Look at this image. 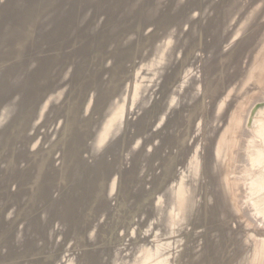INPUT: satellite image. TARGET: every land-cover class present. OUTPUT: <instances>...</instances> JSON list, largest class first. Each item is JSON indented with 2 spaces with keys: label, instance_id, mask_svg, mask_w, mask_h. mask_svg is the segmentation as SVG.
Masks as SVG:
<instances>
[{
  "label": "rangeland",
  "instance_id": "rangeland-1",
  "mask_svg": "<svg viewBox=\"0 0 264 264\" xmlns=\"http://www.w3.org/2000/svg\"><path fill=\"white\" fill-rule=\"evenodd\" d=\"M6 1L1 44L16 21L2 11ZM38 1L47 9L52 0ZM94 1L74 13L52 6L59 18L46 22L21 1L25 46L13 55L0 46V264H264V0H169L159 9L154 0ZM127 38L129 54L119 46ZM112 66L116 95L102 98L110 109L101 119L86 86ZM69 100L77 119L66 115ZM160 105L179 118L167 155L154 150L165 130ZM112 117L116 137L108 139L111 123L100 143L90 141L114 166L108 178L90 170L98 155L88 140L79 147L83 167L66 155V139L83 123ZM61 125L63 142L48 147ZM149 149L148 157L139 153ZM166 166H174L170 176L156 185ZM63 167L78 171L59 177ZM179 202L191 209L182 212Z\"/></svg>",
  "mask_w": 264,
  "mask_h": 264
},
{
  "label": "bare ground",
  "instance_id": "bare-ground-1",
  "mask_svg": "<svg viewBox=\"0 0 264 264\" xmlns=\"http://www.w3.org/2000/svg\"><path fill=\"white\" fill-rule=\"evenodd\" d=\"M21 1H23V2H26L27 3V6L29 5V7H28V9H29V11H36V12H38V13H41L42 14V17H43V21L44 22H46V21H48L49 19H55V18H59V14H58V12H57V9H59V7H52V6H57V5H59V3H61L62 5H64L66 8H67V12L68 13H74L75 12V9L76 8H79V6H80V4H81V2L83 1L84 2V0H52L49 4V7L46 9L45 7H41L40 6V3H39V1L38 0H7L5 3H3L2 5H1V7H2V11H4V13H9V14H13L16 18V21H15V23L13 24V26H12V28H13V32L10 34V35H8V34H6V35H3V34H1L2 35V44L0 45V46H9V47H11L10 49L12 50V54L11 55H13V54H16V53H19L22 49H23V47L25 46V40L27 39V37H28V34H29V31H30V28H29V26H27L26 25V23L25 22H19V19L20 18H22V17H24V15L26 14V10H28V9H26L25 10V8L23 7V6H21L20 4H21ZM90 1V0H89ZM94 1V0H93ZM95 1H97V0H95ZM95 1L94 2H92V3H95ZM167 1H169V0H154V3H152V7L153 8H155V9H159V6H161L160 4H162L163 2H167ZM20 3V4H19ZM51 3H55L56 5H51ZM91 3V2H90ZM91 5H93V4H91ZM52 7V8H51ZM50 9H53L51 12L49 11ZM254 11V10H253ZM152 13H150V14H148V15H151ZM155 14V13H154ZM131 16H133L134 18H137V16H135V15H131ZM147 17H151V16H147ZM56 21V20H55ZM82 25L81 24H78V26H77V29H78V31H79V33L81 32V30H82ZM77 29H76V31H77ZM127 36V35H126ZM93 37V36H92ZM91 37V38H92ZM94 38L95 39H99V41L101 40L99 37H96V36H94ZM132 41V38H127V39H125V40H121L120 41V44H119V46H121V48H123L122 50H125L126 51V53L127 54H129V44H130V42ZM163 48V46L162 47H160V48H158V49H156V52L154 53V55H152V57H150V59H148V61L149 62H151V60H152V58L153 57H155L156 58V56L158 57V54H160V53H163L164 51L163 50H165L164 48H166V47H164L163 48V50H161ZM169 48V47H168ZM119 49V48H118ZM126 49H128V50H126ZM159 51H160V53H159ZM166 51V50H165ZM161 56L163 55V54H160ZM154 59V58H153ZM123 61H125L126 63H127V61L126 60H123ZM149 62H147V63H149ZM157 64H158V62H156ZM154 64V63H153ZM116 65V64H115ZM127 65H128V63H127ZM151 65H152V63H151ZM149 66V68L150 67H152V66ZM156 65V64H155ZM126 66V65H125ZM125 66H124V68H125ZM157 66V65H156ZM147 67V65H145V63H143L142 64V66L140 67V69H143V70H147L148 69V67ZM109 70H103V74H102V76H101V78L98 80V78L97 79H93V80H91L90 82L91 83H88V86H86V88H87V91H86V95L88 96V95H91V94H95V97H96V99L94 100V99H92V101L94 100V102H92L91 104H93V106L95 105V107L94 108H96L95 110L97 111V113H96V115H98L101 119H104L105 118V116L108 114V112H109V109H110V102L109 101H107V102H103L102 101V98L104 97V96H108V97H112V96H114V95H116L115 94V92H116V86L113 84L114 83V81H116V80H118L119 79V72H118V68H113V66L112 67H110V68H108ZM166 69V68H165ZM129 72V71H128ZM128 74V73H127ZM126 74V75H127ZM87 75H91V73H89V71H87ZM88 77V76H87ZM128 79V78H127ZM125 83H126V80H125ZM125 83H123V85L125 86L126 84ZM94 88H95V90H94ZM76 89H77V87L75 88V90H74V92H72L73 94L76 92ZM156 91V90H155ZM64 92H65V94H66V90H64ZM94 92V93H93ZM121 92V91H120ZM24 95V92L22 93V96ZM58 95V94H57ZM22 96H21V98H20V100L22 99ZM72 96V95H71ZM91 96H93V95H91ZM146 96H141L140 97V99H139V101H140V103L142 102V100L145 98ZM93 98V97H92ZM172 98H170V100H171ZM20 100H18V101H15V99L14 100H12V101H10V102H12L13 103V107L14 108H16L17 106H19L20 105ZM138 101V102H139ZM10 102H8V103H10ZM72 101H70L69 100V103H67V106H66V108H65V111H66V115L67 116H70V117H74V118H78L79 116L77 115V110L75 109H71L70 108V103H71ZM7 104V103H6ZM87 105V104H86ZM140 105V104H139ZM91 105H89V107H90ZM122 106H124V104H123V102H122V104H121V106L120 107H122ZM92 107V106H91ZM115 107H119V105H116ZM11 109V112H13L15 109ZM168 105L167 106H165V105H160V107L158 108V112H157V114L156 115H159V113L162 111V110H164V115L162 116V118H161V120H163V121H165V130H164V133H163V138H162V141H161V145L159 144L158 145V147H156L154 150H157V151H159L160 153L162 152V154H165V155H167V153L169 152V150H168V145L176 138V136L177 135H179V132L177 131V120L176 119H179L178 117H176V119H174L175 118V116H174V113H173V111H171L170 110V108H169V111H168ZM93 109V108H92ZM171 112V113H170ZM186 112V111H185ZM184 112V113H185ZM186 113H188L189 114V112L187 111ZM185 113V114H186ZM187 114V115H188ZM182 115V114H181ZM184 115V114H183ZM192 114H191V116L189 115L188 116V118L189 119H191L192 120ZM114 117V116H113ZM110 118V119H106L105 121H104V125H99L98 124V126L97 127H93V125L95 124H93V122H87V123H89V124H86V123H83V128H82V130H85V132L87 131V133H86V136H84L82 133H81V135H82V139H80L79 138V136L78 135H76V132H81V131H72L69 135H70V137L68 138V139H66L67 140V142H68V144H67V149L70 147L71 148V151H69L70 153L69 154H66V155H68V156H72L73 157V159L72 160H76V162H77V165L79 166V164H81V165H83L84 164V162L81 160V157H80V154H82L80 151H82V149H84L85 148V145H87L86 144V140H88L89 142L91 141V140H96L95 142H97L98 140H99V142H97V143H100V139H99V137H100V133H101V130H105L106 128H108L109 127V125H111V123H115V124H113V127H111V132H110V136H109V140L112 138V137H116L115 136V132H116V129L118 130V126H116L117 124V120L115 119V118ZM174 119V120H173ZM150 121H148L147 123H149ZM151 124V123H150ZM150 124H148V130H149V136L152 134L150 131H151V128H152V126L150 127ZM97 125V124H96ZM106 125H108L106 128H105V126ZM152 125V124H151ZM93 128H92V127ZM141 126H144V125H141ZM145 127V126H144ZM62 128H64V126L63 125H61L56 131H55V133H54V137L51 139V141L50 142H48V147H49V145H50V148L52 147V146H57L60 142H63L62 141V139H61V131H62ZM80 130V129H79ZM118 131H120V129L118 130ZM117 131V132H118ZM63 132V131H62ZM101 138V137H100ZM191 139H193V137L191 136L190 137ZM189 138V139H190ZM188 138H187V140H189ZM65 140V141H66ZM87 141V142H88ZM113 141V140H112ZM210 141H212V139L211 140H209V143H210ZM92 142V141H91ZM90 142V143H91ZM95 142L94 143H91V145H90V147H89V151H90V153H91V156H92V151H94L93 150V148L94 149H96L95 147H92L94 144H95ZM107 142H109L108 140H107ZM66 143V142H65ZM104 143H106V142H104ZM103 143V144H104ZM85 144V145H84ZM112 144V143H111ZM117 144V143H116ZM64 145V144H63ZM80 145H82V147L84 146V148H79V147H81ZM99 145V144H98ZM105 145V144H104ZM104 145H102L103 147H104ZM65 146H66V144H65ZM95 146V145H94ZM96 146H97V144H96ZM100 146V145H99ZM108 146V145H107ZM107 146H106V148H107ZM116 146L117 145H115L114 147H113V149H114V151L113 152H117V150L115 149L116 148ZM64 147V146H63ZM88 147V146H87ZM109 147H111V145H109ZM108 147V148H109ZM215 147H216V152H217V155L219 156V157H221L224 153H223V151L225 150V147H226V141H225V139H224V137H223V135H221L219 138H217V140L215 141V146L213 147L214 148V150H215ZM65 149H66V147H64ZM101 148V147H100ZM100 148L98 149L99 151H100ZM106 148H104L105 150H106ZM108 148H107V150H108ZM158 148V149H157ZM102 149V148H101ZM112 148H111V150H113ZM88 150V149H87ZM98 150H96V151H98ZM104 150V151H105ZM111 150H108L107 152H109V151H111ZM153 150V149H152ZM151 149H149V150H147V151H145V150H143V152H145V153H142V152H139L141 155H143V156H145V157H148L149 155H151V154H153L155 151L153 150L152 151ZM68 151L66 152V153H68ZM96 151H94V152H96ZM132 151V150H131ZM23 152L25 153V154H27V156L29 155V149L28 148H25V147H23ZM72 152V153H71ZM101 152H103V151H101ZM45 153V152H44ZM43 153V151H42V154H44ZM110 153H112V152H110ZM109 153V154H110ZM31 155H32V153H30ZM39 154V153H38ZM37 154V155H38ZM93 154H96V155H98L97 154V152L96 153H93ZM214 154V153H213ZM40 155H41V153H40ZM40 155L39 156H37V157H40ZM96 155H95V158H96ZM103 155H104V152H103ZM106 155H107V153H106ZM101 156V155H100ZM98 159L96 160V162H93V164L91 165L92 167L90 168L89 166V168H90V170H92V169H95V168H101L100 170L102 171V174L104 173V174H107L108 173V178L112 175V173H111V171H113L114 170V166L113 165H111L110 163H108L107 162V160L105 159L106 157H100L99 158V155H98V157H97ZM102 158V159H101ZM65 159V158H64ZM68 159V158H67ZM94 159V158H93ZM148 159V158H147ZM66 160V159H65ZM69 160V159H68ZM99 160V161H98ZM48 167H47V171H50L51 170V168H52V162H54V160H53V158H49L48 160ZM67 161V160H66ZM70 162H72V161H70ZM196 164V163H195ZM219 164H220V162L218 163V165L217 166H219ZM80 165V166H81ZM86 165V164H85ZM117 165V164H116ZM197 165V164H196ZM65 166H66V164H65ZM216 166V165H215ZM73 167V166H72ZM72 167H63L62 169H63V171H61V172H59V177L60 176H62V175H66L67 177H69L70 176V174H72V175H76V171H78V170H76V168H75V170L72 168ZM82 167V166H81ZM83 167H86V166H84L83 165ZM173 167L174 166H171V167H165V169L164 170H162L161 172H160V174H159V177H157L156 179L158 180V181H156V185H158L159 184V182H163L164 180H166L167 179V177L168 176H170V172H171V170H173ZM184 168L185 169H187L188 168V165H184ZM184 168H182L181 167V171L182 170H184ZM194 168V167H193ZM215 168V167H214ZM78 169V168H77ZM79 169H80V167H79ZM212 169V168H211ZM210 169V170H211ZM86 170V169H85ZM89 170V171H90ZM194 170H195V168H194ZM197 170V169H196ZM191 171H193V169L191 170ZM186 172V171H185ZM193 172H195V171H193ZM197 172V171H196ZM219 172V171H218ZM77 173H79V172H77ZM144 173V172H143ZM183 173V172H182ZM189 173V172H188ZM191 174V173H190ZM193 174V173H192ZM194 174H196V173H194ZM80 175V174H79ZM183 176H184V179H182V183H181V187H182V189L183 190H187V185L185 184L186 183V181L188 180V177L190 176V175H186V174H184L183 173ZM145 179H146V174L144 173V176H143ZM82 178V177H81ZM88 178V177H87ZM87 178H86V180H87ZM83 179H85V178H83ZM88 181H90L91 182V180H89L88 179ZM172 183H175V181H174V179H170V181H169V184H168V186L167 187H170V185L172 184ZM215 183V182H214ZM228 184V183H227ZM74 185H75V183H74ZM189 185V184H188ZM144 186V185H143ZM151 189V188H150ZM150 189L148 190V192H150ZM189 189V188H188ZM144 190H145V187H144ZM146 191V190H145ZM171 191V190H170ZM188 191V190H187ZM165 192H166V190L164 191V193L163 194H165ZM168 192V191H167ZM166 192V193H167ZM189 192H190V189H189ZM216 196V195H215ZM165 198V197H164ZM162 200H164V199H162ZM107 200L105 199V198H103V199H101L100 201H99V203L101 202V204H105L106 205V202ZM222 201V200H221ZM215 202V201H214ZM218 203V202H217ZM222 203V202H221ZM103 204V205H104ZM223 204V203H222ZM104 205V206H105ZM180 207H181V209L183 210L182 212H184V211H186V212H188L191 208V203H187V202H179V204H178ZM148 209L149 210H152L151 208H149L148 207ZM145 216H148V214H143V217H145ZM168 221H169V218H167L164 222L165 223H168ZM22 231H23V229H22ZM89 237V236H88ZM90 240H91V238H90ZM92 242V241H91ZM132 261H129L127 264H130Z\"/></svg>",
  "mask_w": 264,
  "mask_h": 264
}]
</instances>
